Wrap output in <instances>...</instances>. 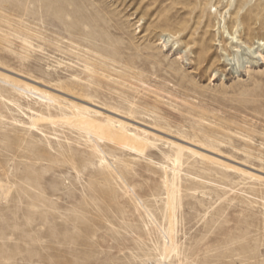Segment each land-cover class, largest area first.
Returning a JSON list of instances; mask_svg holds the SVG:
<instances>
[{
    "label": "rangeland",
    "instance_id": "rangeland-1",
    "mask_svg": "<svg viewBox=\"0 0 264 264\" xmlns=\"http://www.w3.org/2000/svg\"><path fill=\"white\" fill-rule=\"evenodd\" d=\"M263 43L264 0H0V264H264Z\"/></svg>",
    "mask_w": 264,
    "mask_h": 264
},
{
    "label": "bare ground",
    "instance_id": "bare-ground-1",
    "mask_svg": "<svg viewBox=\"0 0 264 264\" xmlns=\"http://www.w3.org/2000/svg\"><path fill=\"white\" fill-rule=\"evenodd\" d=\"M230 35H231V39H232V40H234V39L236 40V36H235L234 33H230ZM263 44H264V43H263ZM236 47H238V46H236ZM248 49H249V50H252L251 47H248ZM258 57H260V58L264 61V56H263L262 54L258 53Z\"/></svg>",
    "mask_w": 264,
    "mask_h": 264
}]
</instances>
